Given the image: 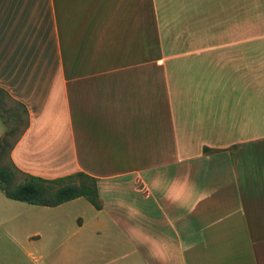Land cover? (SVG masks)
Instances as JSON below:
<instances>
[{"label": "crops", "instance_id": "0c3cea01", "mask_svg": "<svg viewBox=\"0 0 264 264\" xmlns=\"http://www.w3.org/2000/svg\"><path fill=\"white\" fill-rule=\"evenodd\" d=\"M156 1L0 0V88L27 116L9 162L99 194L45 206L78 224L27 235L30 264H264L261 74L225 9Z\"/></svg>", "mask_w": 264, "mask_h": 264}, {"label": "rangeland", "instance_id": "374dc122", "mask_svg": "<svg viewBox=\"0 0 264 264\" xmlns=\"http://www.w3.org/2000/svg\"><path fill=\"white\" fill-rule=\"evenodd\" d=\"M153 2L154 0H150L151 7L154 6ZM182 2L186 4V7H193L195 3H204V7H207L208 10H214L215 13H217V9L223 8L225 9V14L228 15L226 18L231 26H237V23H239L240 33L236 34V36L246 39L245 49L250 50L251 53L250 63L248 61L241 63L248 68L249 66L255 67L257 72L261 74L260 78L256 79L254 83L256 88L262 90L260 98L264 114V0H186ZM229 34L232 36L233 33L229 32ZM237 65L236 62L231 63L232 69H236ZM235 72L231 71V75L229 74L230 85L224 78L222 87H233L236 85L238 88H245L248 85L247 81L245 83V81H240L241 79L237 78L239 73L232 74ZM251 82L253 83V81ZM26 124L27 116L23 107L0 91V131L4 128L3 136H5L6 146L0 159V167L13 168V165L9 162V152L15 140L23 132ZM254 135H259L264 143V127L259 129ZM22 178L23 174L18 172L15 183L20 182ZM81 201L90 205L85 199ZM76 214H78V211L72 207V204H65V206L57 209L29 204L8 198L0 188V258H8L7 254L12 256L14 252L25 261V264H30V259L32 261L39 259L42 262L41 252L38 248L29 245L26 241V236L35 232L46 234L53 227L61 226V223L57 224L53 220L55 217H69L68 223L76 227L78 224V220L75 218ZM36 217L42 223L30 225L29 222ZM70 217L72 218L71 221ZM48 222H53L54 226H49ZM15 241L22 242L21 246L24 251L17 248ZM123 258L125 259L126 256ZM136 258V255H129V260Z\"/></svg>", "mask_w": 264, "mask_h": 264}, {"label": "trees", "instance_id": "16d2710c", "mask_svg": "<svg viewBox=\"0 0 264 264\" xmlns=\"http://www.w3.org/2000/svg\"><path fill=\"white\" fill-rule=\"evenodd\" d=\"M0 91L11 98L4 89L0 88ZM5 148V136H3L0 141V159ZM18 172L22 173L14 165L13 168L0 167V188L10 199L34 205L58 206L85 197L97 208L100 207L97 179L88 174L78 172L61 178L47 179L22 173V180L15 183Z\"/></svg>", "mask_w": 264, "mask_h": 264}]
</instances>
